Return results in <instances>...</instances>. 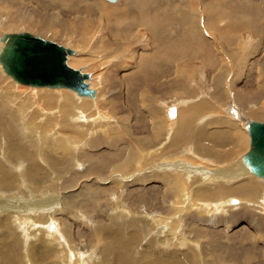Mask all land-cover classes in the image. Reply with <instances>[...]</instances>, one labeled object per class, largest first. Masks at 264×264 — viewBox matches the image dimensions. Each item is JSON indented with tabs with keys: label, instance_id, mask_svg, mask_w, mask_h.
<instances>
[{
	"label": "rangeland",
	"instance_id": "374dc122",
	"mask_svg": "<svg viewBox=\"0 0 264 264\" xmlns=\"http://www.w3.org/2000/svg\"><path fill=\"white\" fill-rule=\"evenodd\" d=\"M224 1L226 0H221V2ZM202 2L203 1L201 0H199V2L197 0H189V12L191 14V17L194 18V21L201 25V33L211 41L209 42L214 51L210 47L211 50L209 49L208 52L209 57H206L208 53H204L205 58L200 57V53H198V56L192 57L191 59L190 56L185 55L183 57H175V55H170L168 57L164 56L163 52L151 54L153 47V38L150 31L146 30L145 26L143 25L135 28L132 31L133 33L129 34V36L125 35V41H119V39L121 38L108 33V29L104 30L105 27L103 26V23H100L98 27L95 25L96 29L94 27L92 28V21H104L102 20V18L98 19V16H96L97 13L87 7V5H89V1H77L76 4L72 2V0H0V33L28 31L47 39L52 38L51 40H55L58 43H62L75 50H79V54L82 56L84 61L81 62L79 66H76V68L81 67L85 72L87 71L90 73V75L93 77V87L98 88L101 94L99 95V100L97 102L93 101L92 99L89 100V98H79V96H77L73 91H67L68 89L61 91H58L60 89H51L50 91H54V93H51L52 95H43L41 92L49 90H38L36 88H33V86L23 87V85L17 84L13 79L7 77V75L0 69V93L1 88H8L7 90H10L12 94H9L13 96V101H5L8 102V105L12 107L11 108L9 106L11 109H14V115H11V117L10 114L7 115V113L5 112L1 113V115L3 116L0 115V121H2L0 122V125L2 124V126H0V155H2V159H4L3 164L1 163L2 159L0 156V167L3 166L4 171L10 175H15L18 170L20 172V179L15 178L14 180H12V184L9 189L6 186L0 185V200L3 199L6 203L8 202L7 204L13 206V208L7 209L5 204L3 203L4 206L0 211L3 215L0 214V218L2 216L5 217L4 215H6L9 211L11 215H15L16 213L19 214L18 220L15 219L16 221H14L13 223H10L7 220L4 222V225L1 226L0 224V233L4 231L8 239L7 240L4 238V240L10 242V244L12 245L15 244L13 245V247L11 245V247L12 250L18 249L17 251L13 250L14 252H16V254L18 253L17 255H19V253L24 251L25 249V253L26 251H29L28 249H30V251L32 249L30 254L32 255V252H34L33 256H35H32V263L30 264H33V262H35V264H50L49 262L52 259V256H50V254H48V256L44 254L42 255L38 250L45 241H42L43 243L40 242V245H38L39 238L38 236H33V233L35 232L37 235H41V233L44 234L48 231H52L57 234L56 239L58 238L59 243H61V249L64 251V257L65 252H67L66 259L67 257L69 259L68 249L71 248L76 250L81 249L80 255L83 254L86 256L88 255V257L90 258H98V249L104 250V247H102V244H104V240H102L104 232L108 227V229H110L116 224H120L121 221L120 218H113L109 215L111 209L120 208L116 207V204L113 203L115 202V198L113 197H119L121 203H128L130 206H132V208L137 209V213H141L143 211L141 214L145 215V209H147V206L149 205L153 206L152 212L155 211L154 209H158L161 213H164L162 214V217L165 216L164 220L166 221L172 218L175 221L174 223H177V221L179 222L181 220V218L176 219V217H173V209L170 210V200L173 196L166 193L167 179L163 176L165 174L164 170L156 172L159 176L152 175L149 178H146L144 177V175L148 172L151 173V171L153 173V170H157V168L161 169L165 166L164 164H167L166 162L174 160L173 156H175L176 153H178V155L181 154L180 151L184 148L185 144H181L179 147L175 146V151L172 150L163 152L160 158L158 155V160H156L154 163L152 160L150 161V163H152L153 165H145L144 169L135 167L137 164L136 159L138 156H140L139 151L142 150L141 148H147L146 146H148L149 148L154 145L153 144L150 146L149 144L151 138L153 140L154 135L159 131L156 129L161 128L154 127L155 125H157V123L163 124V127L160 129L162 139H164V137L166 136L163 130L164 128H166L164 127V125L167 123V121H169V119H172V117L170 118L166 114L167 104L169 106L176 105L179 101H181L182 98L187 97H207V99L209 100V104L211 105V116L215 117L216 115H221L225 119H220L219 121L214 122L213 126H217L222 129H230L232 126V121H234V119L237 120L236 125H238L239 127L237 128L235 125H233L236 130L234 133L235 141L237 140V137H240V139L244 140L245 142L244 145L241 146L242 149L241 147L235 146L236 151L231 157V160H234L233 164H235V162L238 161L239 157L248 150L249 137L247 131L244 129V124L249 120L261 121L262 110L264 108V0H242V2L247 5V7L251 8L250 13L252 12V15H250L246 23H240L239 19L241 18V15L234 18L233 23L236 24V21H238L239 26L234 29V33L233 30L230 33V37L232 38H227L226 33L223 34L222 24L224 19L220 17L214 18L212 15L207 17V15L204 13ZM144 4L145 3L142 4L143 15H145L147 18L149 16V18L152 19L149 8L147 7V5L144 6ZM175 4H178L176 3V0ZM78 5L81 7H79ZM99 6L100 2H98V5L95 9L97 10ZM163 11L164 8H161L159 13H156V17H154V20L161 24H159L157 27H160V29L162 30L169 29L171 31H174V27L172 25H174L175 22H171L170 17H166V14L163 13ZM10 15L17 20L14 23L12 22L6 25H2L1 23L5 22L6 18L8 16L10 17ZM47 16H49L50 18L52 17L51 19L54 20L64 19V26L66 28L62 26V28L64 29L62 30L60 25L55 24L52 26L53 29L50 28L46 31V33H39L37 29L28 25L29 21H33L34 23H37L38 25L44 27L43 23L41 22V18H46ZM76 17L83 18L79 23L83 27L81 25H77V20H79V18ZM114 18L117 21L121 22L123 19L119 18L118 15ZM223 18H229L228 21L231 19L230 17ZM103 19L105 20V18ZM206 19H210V22ZM89 24L90 26H88ZM69 28H72V30H80L81 36H78L73 32L69 33V30H67ZM57 30H59L60 32H58ZM53 31H55L56 33H53ZM146 35L147 37H145ZM79 37L81 39H79ZM100 37L104 39L101 38L102 40L100 39V41H98V44L94 46V44ZM227 42L228 44H230L228 45ZM243 43L244 45H242ZM142 51H146L149 54L145 53V56L143 57L144 53H140ZM214 53H222L221 55L223 56L216 58L214 56ZM238 55L240 56L241 62L235 64L233 61H235V57H239ZM196 57L199 59H197ZM232 57L234 58L233 61H231ZM62 95H66V97L67 95L69 96L68 99L69 102H71L69 112L60 113L62 108L59 105L58 101L61 100ZM101 96L106 102L101 99ZM2 98L3 97L0 96V99ZM6 98L8 97L4 96V99ZM2 101L3 100H0V102ZM102 101L104 102V104H102ZM250 109L259 111L258 115L256 112V114L250 113ZM101 112H105V115ZM89 114H91L92 116H90ZM200 116L201 115H199L198 117ZM60 117L62 118L60 119ZM22 119L24 120L25 125H28V127L30 126L29 128L27 127V132H25L24 134L18 133H22V130L19 126ZM229 123L230 126H226L229 125ZM28 130L29 132L31 131L32 136L30 135ZM7 131L8 133H6ZM9 132L13 135L10 136ZM41 133L42 135H46V141L43 140L41 150L42 152H44L46 149L48 163L44 164L43 162H39L38 168L41 167L42 172L46 173L48 177L50 174H52L51 172L55 170L63 171L68 169V171L63 172L59 175L54 174L55 177L48 182L49 186L47 184L48 188L46 186H42V188L37 187L36 189H34L35 192L37 191L38 193L36 195L38 198H33L30 195H25L27 193H23L27 192L28 189H33V186L22 174V168L26 167L23 166V164H26L28 166V164L31 162V159L28 157V155L35 152L36 149L40 146L34 143L36 142V138L38 139V137H41ZM28 134L30 136H28ZM14 137H16V139ZM21 137L23 140L21 139ZM26 138H29L30 142L26 141ZM31 139L33 141H31ZM63 140L73 141V143L69 144L70 142H64L63 144ZM13 142L21 146L23 145V151L21 152L18 149L13 148L8 149L7 146L12 145ZM32 144L36 149L33 148ZM75 144H77V146H75ZM165 144L166 143L164 142V140H161V143L153 146L154 148L152 151L159 152L158 147H165ZM69 145L74 147H71ZM52 146L57 148H53ZM195 146L197 148L196 152L199 151L197 153L198 155L195 154L196 157L194 156L195 159H193L192 161L190 159L191 156L186 155V159H184V161L192 162V164L195 161L194 166L196 168H200L204 161H207L203 159V157H205L206 155L204 150L206 148L205 146L207 145L204 142H199ZM28 147L30 150H28ZM25 150L30 152H27ZM75 150L79 152L80 161H77L78 163L74 164L73 162L69 161L65 164V167H61L60 165H56L54 163V161H59L65 158V152H73ZM56 151L57 153H55ZM171 152L175 153L172 154ZM52 153L56 154L54 158H52L51 156ZM235 153L237 154L235 155ZM169 157L171 159L166 160V158ZM213 157L214 156L211 155L209 159L212 160ZM200 158L203 160H201ZM5 161L8 165L11 166L9 167L8 165H6ZM200 161H202V164L200 163ZM109 168L112 169L110 170ZM127 168H131V170H128ZM136 170H143V174L140 173V177H142L141 180L137 179L139 178V175H137L136 179H131V177H129L130 179H127L128 182L117 186V180L115 179H120L122 177L125 178L124 176L128 173H133L134 175L138 174ZM246 174H248L253 181L259 180L252 174ZM89 175L90 180L82 181L81 184H85L84 186L79 185L81 180H83L82 177H87ZM180 176L184 177L185 175L181 172ZM35 177L39 178L42 177V175L38 172L35 174ZM55 184H59V191L72 189L73 195H75V197L71 195V199L67 200L68 197H66V199H62L61 202L60 195L56 194L59 191L52 188L55 186ZM113 184L115 185V187ZM146 184L149 186V190H146L145 194H142L144 192L141 190V188H144ZM12 188L17 189V191H11L10 189ZM20 189L23 192H21ZM133 189L134 191L132 193ZM9 193L11 196L9 195ZM16 193H19V195H17ZM226 193L228 196L229 194H237L238 192L232 193L230 191H227ZM259 193L260 192H258V194ZM155 196H157L158 201L162 200L163 202L158 203L159 205H156L155 201H153ZM170 196L171 198H168ZM142 197L146 198V201H143ZM164 197L167 199H165ZM231 197H239V195H233ZM57 203H59L60 205ZM70 204L78 205L77 210L72 213L67 212L66 206H69ZM25 212L28 213V215ZM152 212L151 214H153ZM44 213H47L48 216ZM228 213L230 214L225 213V216L221 213L219 214L220 216L217 215L215 216V218L211 216V212H203L202 216H198L197 214H188L183 218V221H186L185 223L187 227L189 225L190 228L188 227L187 229H191L193 231H195V229L199 231L205 229L204 231L206 232L204 233L213 232V235L211 234L213 238L210 240L211 245L209 247L210 249H212V253L208 257L215 258L216 255H219L221 257L226 256L227 258L225 261L215 260L212 264H264V237L262 236L264 235V215L256 212L255 206L246 207L244 204L242 205V207H240V209H233ZM38 216L42 217L39 218ZM53 216H55L56 221H60H58L59 226H56L57 228L55 229H48V225H50V223H52V221L54 220ZM59 217H63L64 219L68 217V219H66L65 222L64 220H62V218L59 219ZM149 218L150 217L146 216L147 221H149ZM214 219L215 221H213ZM70 222L71 225H77L78 227H71ZM60 224L62 225L60 226ZM3 227H5L6 229ZM178 227L179 229H177ZM43 228L48 230L45 231ZM102 228L104 231L102 230ZM157 229H154V231H156L157 233H149L148 235H146V238L150 240V238L153 236L157 237L161 235L160 237H163V229L160 230L161 233L159 231V227ZM184 229L181 228L179 224H177V226H175L173 229V231H175L173 234V240L175 241V245L173 246H175V248H179L180 237H178V235L181 236V230ZM241 229L245 230L243 231ZM6 230H10L16 233L10 231L8 232ZM27 230H30L32 234L27 232ZM246 230H248L249 232L255 231L254 233L251 232L253 234L254 240L252 238H240V236H242ZM55 231L58 232L56 233ZM199 231H195V233L191 232L192 236H198ZM6 232L7 234L12 233V238H9L11 236L7 235ZM24 232H26V234H23ZM74 232L76 233V235ZM176 232H178V234H176ZM67 233H69L70 239L68 238ZM20 234H22V238L18 239L17 236ZM98 235H101L102 238ZM229 235L233 236L231 237L232 239H228ZM32 237L34 240L32 239ZM138 238L141 239L137 241L138 245L136 246V250L141 251L144 248L141 246L147 243L146 239L143 240L140 235ZM91 239L92 242L90 241ZM97 240L98 243L100 242L99 245L97 243ZM33 241L36 246H32ZM18 242L20 243V245H16L19 244ZM23 243L26 244L23 245ZM58 250L59 256L61 258V250ZM35 251L40 254V258L41 255L44 258L47 257L45 259L47 261H45L43 258L38 259L39 254L37 255ZM151 252L152 250H150L148 253L150 254ZM16 254L14 253V255L12 254V256H15V261L17 260V264H29V262L24 259H20L19 262V257H17ZM42 259L45 262H42ZM68 259L67 261H69ZM64 260L65 258L62 259V264H64ZM66 264H74V261L70 260Z\"/></svg>",
	"mask_w": 264,
	"mask_h": 264
},
{
	"label": "bare ground",
	"instance_id": "6f19581e",
	"mask_svg": "<svg viewBox=\"0 0 264 264\" xmlns=\"http://www.w3.org/2000/svg\"><path fill=\"white\" fill-rule=\"evenodd\" d=\"M77 1L78 2L89 1V5H87V7L89 9H91V10H94V12L97 13L96 16H98L97 17L98 19L102 18V20L104 21V22H101V21L93 22L92 21V23H91L92 28L93 27L95 28L96 26L98 27V25L100 23H103V24H105L104 30L108 29L109 30L108 33H110L112 35H116V36H118V38L125 39V35L129 36V34H132L133 33L132 31L135 28H137L138 26H142V25L145 26L146 30L150 31L151 36L153 38L152 51L150 50L151 54L152 53L163 52L164 56H168V57L170 55L174 56V55H176V54L178 55L180 53H182V55H184V53L192 54L191 53V49H192L193 45L196 44V42L199 39H201L206 44L208 43V40H209V39L207 40V38H204L202 36L201 31L199 30L200 28L199 29H197V28L194 29L193 24H196V23L194 21V18L191 17V14L189 12V9H190L189 8L190 7L189 0H179V1L176 0V3H178L177 5L175 4V0H166V1H161V0H72V2H74L76 4H77ZM98 2H100V6L96 10L95 8L97 7ZM41 3H42V1H41ZM143 3H145L144 6L147 5V7L149 8L150 15L152 16V19H150L149 16L147 18L145 15H143V12H142V10H143L142 4ZM79 7H81V6H79ZM212 7H213V3H210L209 6L204 8V13L207 15V17H209L210 15H212L214 13ZM223 7L227 8L226 10H224V12L226 13L227 17L231 18L228 21L227 25H225L223 27V34L226 33V37L227 38H232V37H230V33L232 32V30H233V33H234V29H236V27L239 26L238 25L239 24L238 21H236V24L233 23L234 18H236L239 15H241V18L239 19L240 23H244V22L246 23V21H248L247 19H249L250 15H252V12L250 13V9L247 7V5H245L242 2V0H228V1L226 0L225 3L223 2ZM161 8H164L163 13L166 14V17H170V21L173 22V23L175 22L174 25H172L174 27V31H171V30L165 29V28H164L165 30H162V29H160V27H157L160 23L155 21L154 17H156L155 16L156 13H159ZM117 15H118L119 18H123L122 22L121 21H117L114 18ZM51 18L49 16H47L46 18H44V17L41 18V22L43 23L44 27L41 26V25H38L37 23H34L33 21H29L28 25L34 27L35 29H37L39 33L40 32H42V33L45 32L46 33V31L49 30L50 28L53 29L52 26L55 25V24L60 25L61 29L64 30L62 28V26H64V23H65L64 19H62V20L61 19L54 20V19H51ZM76 18H79V20H77V23H78L77 25H81L79 23H80L81 19H83V18L82 17L81 18L80 17H76ZM103 18H105V20ZM4 19H3V21H4ZM16 20L17 19H15L13 16L10 15V17L8 16L6 18V20H5V22H3L1 24L2 25H6L8 23H12V22L14 23ZM206 20H208V19H206ZM37 26H38V28H37ZM88 26H90V24ZM198 26H199V24H198ZM232 27H233V29H232ZM29 29H30V27H29ZM67 30H69L68 31L69 33L73 32V33L77 34L78 36H81V31L80 30H79L80 32L78 30H74V29L72 30V28L71 29L69 28ZM57 31L60 32L59 30H57ZM93 31H91V32H93ZM26 32H28V31H26ZM4 33H8V32H4ZM4 33H0V36L2 34H4ZM29 33H31V32H29ZM53 33H56V32L53 31ZM31 34H33V33H31ZM235 34H237V33H235ZM33 35H35V34H33ZM238 35H240V34H238ZM35 36H39V35H35ZM40 37H42V36H40ZM102 37H100L97 40V42L94 44V46L96 44H98V41H100V39ZM145 37H147V35ZM42 38H44V37H42ZM44 39H47V38H44ZM79 39H81V38L79 37ZM102 39H104V38H102ZM121 39H119V41H121ZM201 40H200V42H202ZM200 42H199V44H200ZM239 42H237V43H239ZM1 44L2 43L0 41V47H1ZM227 44H228V42H227ZM242 45H244V43ZM209 46L211 47L210 43H209ZM194 49H195V47H194ZM73 50H74L75 53L70 54L68 56V64L71 67L76 68V66H79V64L81 62H83L84 60H83L82 56L79 54V50H75V49H73ZM213 51H214V49H213ZM125 53H126V51H125ZM140 53H144V55H143V57H144L145 53H148V52L142 51ZM198 53H200V52H198ZM194 54H196V52ZM214 54L213 55L216 58H219L220 56H223V55H221L222 53H214ZM188 55L189 54H187V56ZM200 57H202V55ZM233 57H234V55H233ZM233 57L231 58L232 59L231 61L234 60ZM186 58H188V57H186ZM235 58H236L235 61H233L235 64H238V63L241 62L240 61L241 60L240 56L238 58L237 57H235ZM191 59H192V57H191ZM197 59H199V58H197ZM188 62H190V61H188ZM78 68H80L83 73H88L89 76H88V78L85 81L88 83V87L90 89L94 90V95L93 96H88V95L81 96V95H78L75 91H73V90H71L69 88H64V87L50 88V87H35V86H33V88H36L38 90H40V89H48L49 91L46 90L45 92H41L43 95H52L51 93H54V91H50L51 89L52 90L60 89L58 91L68 89L67 91H69V90L73 91L74 93H76L77 96H79V98H82V97H83L82 99H88L89 98V100L92 99L93 101L97 102L99 100V95H101V94H100V91L98 90V88L93 87L94 86V84L92 82L93 77L90 75L89 72H87V71L85 72L83 68H81V67H78ZM0 69L3 71L2 67H1V64H0ZM6 75H7V77H10L12 79L11 76H9L8 74H6ZM17 84H19V83H17ZM20 85H23V84H20ZM0 86H1V84H0ZM24 86H29V85H23V87ZM23 87H20V88H23ZM30 87H32V86H30ZM7 89L6 88H1L0 96H2L3 98L0 99V100H3V101L0 102V115H1V113L5 112V113H7V115L10 114V117H11V115H14L13 114V110L14 109H11L12 107L10 105H8V102H6L5 100L13 101V99H12L13 96H11L9 94L11 92H10V90H7ZM41 91H43V90H41ZM4 96H7L8 98L4 99ZM68 97H69L68 95H67V97H66V95H64V96L62 95L61 100L58 101L59 105L62 108L61 111H60V108H59L60 113L61 112H69V108L71 106V102H69ZM196 97L197 96L192 97V98H182L181 101H179L177 103L178 106H176V108H175L174 105H170V106L168 104L166 105L167 106V108H166L167 116H169L170 118L172 117V119L175 118L176 115H177V117L174 120L169 119V121H167V123L164 125V127H166V128L163 129L164 133L166 134L164 139H162L161 131H160V129L163 127L162 123L161 124L157 123V125L154 126V127H161V128L156 129V130H159V131L154 135L153 140H152V138H151V140L149 139L150 140V144H149L150 146L153 145V144L156 146V144L161 143V140H164V142L166 143L165 147H158L159 152L156 151V150H155L156 152L152 151L153 148H154L153 147L154 145L152 147H149V148H148V146H146L147 148H144V149L141 148L142 150L139 151L140 156H138L137 159H136L137 160V164H136V166L133 165V166H135L137 168L144 169L145 165H148V166L149 165H153L152 163H150V161L152 160L153 163H154L156 160H158V155H159V158H160V156H161V154L163 152H168V151H172V150L175 151V149H174L175 146L179 147L181 144H185L184 148L180 151L181 154L178 155V153H176L175 156H173L174 160H170L169 162H166L167 164H164L165 166L163 168H161V169L157 168V170H153V173H152L151 170H149V171H151V173L148 172L147 174L144 175V177L149 178L152 175H158L156 172L164 170L165 174L163 176L167 179L166 193L173 196L172 198H171V196L168 197V198H171V200H170V210L173 209V212H174V216L173 217H176V219L177 218H181V220L179 222L177 221V223H174L175 221L172 218L169 219L170 221L169 220L166 221V220H164L165 216L162 217L163 216L162 214H164V213H161L160 210H158V209H154L155 211L152 212L153 206H149V205L147 206V209L144 208L145 211H146L145 215L141 214L143 211L141 213H137V209L132 208V206H130L128 203H123V202L121 203V200H120L119 197H113V198H115L114 199L115 202H113V203L116 204V207H120V208L111 209V211L109 212V215L112 216L113 218H120L121 221H120V224H118V225L116 224L115 226H113L110 229H108L109 228L108 227L107 228L108 230L106 229V231L104 232L103 238H102L101 235H98V236H101L102 240H104V244H102V247H104V250H100V249L96 248V249H98V258H90V257H88V255L87 256L83 255V254L80 255V253H81L80 250L81 249L80 250H76V249H72L71 248V249H68L69 250L68 251L69 259H68V257H67V259L69 261L73 260L74 264H212L215 260L225 261L226 258H227L226 256L221 257L219 255L218 256L216 255L215 258H209L208 257L212 253V249H210L209 247L211 245L210 240L213 238V236H212L213 232L210 233V232L207 231L208 233H204V232H206V231H204L205 229L204 230L200 229L201 231L195 229L196 232L199 231V235L196 236V237L192 236L191 232L195 233V231H193L191 229H187L189 227V225L187 227V225L185 223L186 221L185 220L183 221V218L185 216H187L188 214H197L198 216H202L203 212H205V213L206 212H211L212 213L211 216L214 217V218H215V216H217V215H219L221 213L225 216L226 214H230L228 212L233 210V209H240V207H242L243 204L246 207L247 206H251V207L255 206L256 212H259V213H261V215L262 214L264 215V177H258L254 173H252V171L250 170L249 166H247L245 164V162H244V154L245 153L242 154L239 157L237 162H235L236 165L233 164L234 160L233 161L231 160V157L233 156V153L236 151L235 150L236 149L235 146L236 147H241V146L244 145V142H245L244 140L240 139V137H237V140L235 141L234 133H235L236 130H235V127L233 125H235L237 128L239 127L238 125H236V121L237 120L232 121V126H231L230 129H220V128H215V127H210V129H209V127H206V125L203 126L202 123H199V122L195 121L196 118H197L196 114L198 113V116L201 115L202 113L205 112V110L207 108H211V106H210V104H208L209 102H205V100H201L200 102H195L194 99ZM67 99H68V101H67ZM101 99L103 101H105L104 98H102V96H101ZM178 99H180V98H178ZM176 100H177V98H176ZM103 101H102V104H104ZM10 104H12V103H10ZM102 104H100V105H102ZM176 109H177V111H176ZM245 110H247V109H245ZM255 112L258 115L259 111H256L254 109H252V110L250 109V113L256 114ZM101 113H103L105 115V112H101ZM220 114H222V113H220ZM72 115H73V113H72ZM89 115L92 116L91 114H89ZM1 116H3V115H1ZM61 118L62 117H60V119ZM261 118L263 119V110H262V117ZM262 119H261V121H262ZM69 121H70V119H69ZM250 121H254V120H249V121H247L244 124V129L246 131H247L246 124L248 122H250ZM0 122H2V121H0ZM17 122H15V123H17ZM64 123H65V121H64ZM218 123H220V122H218ZM105 125H106V123H105ZM0 126H2V124ZM19 126H20V128L22 130V133L21 132H18V133L24 134L25 132H27L28 125H25V122H24L23 119L21 120ZM95 126H96V123H95ZM226 126H230V123H229V125H226ZM54 131H58V130H54ZM63 131H66V130H63ZM28 132H29V130H28ZM6 133H8V131ZM29 133L31 135V131ZM247 134H248V131H247ZM12 135L13 134L10 133V136H12ZM30 135L28 134V136H30ZM16 136H18V135H16ZM40 136H41L40 138L39 137H38V139L36 138V140H35L36 142L35 143L33 142L34 144L40 145V146L36 149L33 146V144H32L33 148H35L36 151L31 153V154L28 153L29 154L28 157L31 159V162L28 164V166L26 164H23V166H26V167L22 168V170H23L22 174L26 177L27 181H29L30 184L33 186V189H28L27 192H23V191H21V189H20V191L23 192L24 194L27 193L25 195H30L33 198H36L37 197L36 195L38 194L37 191L35 192L34 189H36L37 187L42 188V186H46L47 187L48 182L55 177L54 174L59 175V174H62L63 172H67L68 171V169L63 170V171L55 170V171L51 172L52 174H50L49 177H48L46 175V173L42 172V168L41 167L38 168L39 162H43L44 164L48 163L47 155H46V149H45L44 152H42V150H41L42 149V144H43L42 142H43V140L46 139V135H42V133H41ZM248 137H249V134H248ZM14 138L16 139V137H14ZM17 139H18V137H17ZM21 139H22V137H21ZM47 139H49V138H47ZM63 139H64V137H63ZM26 141H29V138ZM31 141H33V140L31 139ZM45 141H44V143H45ZM62 142H63V144H64V142H66V143L70 142L69 144L73 143V141H69V140H63ZM199 142L200 143L204 142L207 145V146H205L206 148L204 150L206 155L204 154L205 157H203V159L207 160V161H204L203 164L201 163L202 161H200L202 166L200 168H196L194 166V164H195L194 162L195 161L192 164V162H185L184 159H186L185 158L186 155H190L191 156V158H190L191 161L193 159H195L194 158L195 154L198 155L197 153L199 152V151L196 152L197 148H196L195 145H197V143H199ZM249 142H250V138H249ZM17 143H18V141H17ZM162 143H163V141H162ZM22 146L19 145V144H15V142H13L12 145H8L7 148L8 149L9 148L18 149L19 151L22 152L23 151ZM26 146H28V145H26ZM69 146H71V145H69ZM75 146H77V144H75ZM193 146H195V147H193ZM71 147H74V146H71ZM30 148H32V147H30ZM46 148H47V146H46ZM48 148H50V147H48ZM53 148H57V147H53ZM58 148H60V147H58ZM155 149H157V148H155ZM241 149H242V147H241ZM28 150H30L29 147H28ZM43 150H44V147H43ZM68 150H69V148H68ZM238 150H240V149H238ZM25 151H27V150H25ZM27 152H30V151H27ZM48 153H50V152H48ZM55 153H57V151ZM174 153H172V154H174ZM236 154L237 153H235V155ZM39 155H40V157H39ZM55 155L56 154L52 153V155H51L52 158H54ZM65 155H66L65 158H63V159H61L59 161H54V163L56 165H60L61 167H65V164L67 162H69V161L73 162L74 164L78 163L80 161L79 160V152L77 150H75L73 152L72 151H67V152H65ZM211 155L214 156L212 160L209 159ZM0 156H1V159H2L3 156L2 155H0ZM38 157H39V160H38ZM171 158H172V156H171ZM171 158L170 157L166 158V160H169ZM203 159H201V160H203ZM82 160H84V159H82ZM3 161H4V159H2L1 163H3ZM7 162H9V161H7ZM5 163H6V161H5ZM115 164H117V163H115ZM6 165H8V164L6 163ZM8 166L10 167L11 165H8ZM119 166H121V165H119ZM52 167H53V165H52ZM88 167H89V165H88ZM127 169L131 170V168H127ZM8 170H9V168H8ZM136 171H137L138 174L134 175L133 173H128V174H126L124 176L125 178L122 177L120 179H115V180H117L116 181L117 186L118 185H122L125 182H128L127 179H130L129 177H131V179H136L137 175H139V178H137V179L141 180L142 177H140L141 176L140 173H142L143 170H136ZM136 171H135V173H136ZM38 172L42 175V177H39V178L35 177V174L38 173ZM115 172H116V170H115ZM181 172L185 175L184 177L180 176ZM246 173L254 175L259 180L258 181H255V180L253 181L249 177V175L246 174ZM108 174H110V173H108ZM15 178H19L20 179L19 170L17 171V173L15 175H10V174H8L7 172L4 171L3 166L0 167V185L6 186L9 189V187L12 184V180H14ZM82 178H83V180H81L79 185L84 186L85 184H81L82 181H89L90 180V175L87 176V177H82ZM188 180H190V181H188ZM30 184H29V186H30ZM58 185L59 184H57V185L55 184V186L52 187V188L54 190L59 191L60 188H58ZM32 186H31V188H32ZM48 186H49V184H48ZM114 187H115V185H114ZM10 190L13 191V192L17 191V189H13V188L10 189ZM99 190H101V189H99ZM120 190H121V188H120ZM141 190L144 192L142 194H145V191L149 190V186L146 184L144 188H141ZM40 191H42V190H40ZM133 191H134V189L132 190V193H133ZM227 191H230L232 193H234V192H238V193L237 194H229L227 196V193H226ZM258 192H260V193L258 194ZM49 193H51V192H49ZM139 193H140V191H139ZM56 194L60 195V201L62 199H66V197H68L67 200H69V199H71V195H73V190L72 189L61 190V191H59ZM9 195H10V193H9ZM17 195H19V193ZM233 195H237V196L239 195V197H231ZM73 196L75 197V195H73ZM26 198H27V196H26ZM142 199H143V201H146L145 200L146 198L142 197ZM165 199H167V198H165ZM153 201H155L156 205H159L158 203H162L163 202L162 200L158 201L157 196L154 197ZM256 202H258V203H256ZM3 203L5 204L7 209L13 208V206H11L10 204H7L8 202L6 203L3 199H1L0 200V211H1L2 207L4 206ZM10 203H12V202H10ZM35 203H36V201H35ZM57 204H59V203H57ZM78 205H79V201H78ZM78 205L70 204L69 206H66L67 212L72 213V212L76 211ZM243 208H244V206H243ZM7 211H9V210H7ZM151 212L153 214H151ZM8 213L6 215H4L5 217L2 216L3 217V218L1 217L2 219L0 218L1 226L4 225V222L7 221V220L10 223H13L14 221L18 220V218H19L18 215L19 214L16 213L15 215H11L10 211ZM38 213H40V212H38ZM50 213H52V212H50ZM0 214L3 215L2 212H0ZM26 214L28 215V213H26ZM82 214H84V213H82ZM22 215H23V213H22ZM45 215H47V213ZM51 215H50V217H51ZM62 216H63V214H62ZM146 216L150 217L149 221L146 220ZM38 217H37V219H38ZM41 217H39V218H41ZM53 217H54V220L52 221V223H50V225H48V229H55V228H57L56 226H59L58 225L59 224L58 223L59 220L56 221L55 220V216H53ZM64 217H65V215H64ZM83 217H84V215H83ZM61 218L64 221L66 219H68V217L66 219H64L63 217H61ZM61 218L59 217V219H61ZM57 219H58V217H57ZM29 220H31V219H29ZM109 220H110V218H109ZM112 220H114V219H112ZM36 221H38V220H36ZM213 221H215V219ZM19 222H20V220H19ZM34 222H35V220H34ZM16 224H18V223H16ZM21 224H23V223H21ZM177 224H179V226L181 228H183V229L186 228L187 230H189V231H187L186 229L181 230V232H182L181 236L178 235V237H180L179 248H175V246H173V245H175V241L173 240V237H174L173 234H174L175 231H173V229H174L175 226H177ZM28 225H30V224H28ZM61 225L62 224H60V226ZM107 225H105V226H107ZM70 226L71 227H75V228L78 227L77 225H71V222H70ZM158 227H159V231L161 229H163L164 236L160 237L161 235L159 234L160 236H157V237L153 236V237L150 238V240H148L146 238V235H148L149 233H155L156 231H154V229L156 230ZM3 228H5V227H3ZM9 228H12V227H9ZM28 228H30V227H28ZM39 228H37V229H39ZM84 229H85V227H84ZM177 229H179V227ZM44 230L47 231L46 229H44ZM102 230H103V228H102ZM241 230L244 231L245 229H241ZM6 231H8V230H6ZM68 231H70V230H68ZM3 232L0 233V263L1 264H17V262H16L17 260L15 261V256L14 257L12 256V254L13 255H14V253L16 254V252H14L16 249L15 250L13 249L14 251L12 250V247L15 244L12 245V244H10V242L4 240V238L7 239V237L5 235V232L4 233ZM10 232H13V231H10ZM27 232L31 233L30 230H27ZM251 232L246 230L244 232V234L242 236H240V238H243V239H247V238L251 239L252 238L254 240V237H253L252 233H254L255 231L252 232V233ZM13 233H16V232H13ZM138 233H140V234H138ZM160 233H161V231H160ZM190 233H191V235H190ZM6 234H7V232H6ZM11 234L8 233L7 235L11 236ZM23 234H26V232H24ZM67 234H68V238L70 239L69 233H67ZM176 234H178V232H176ZM56 235L57 234H55L52 231H48V232H46L44 234L41 233V235H37L35 232L33 233V236H38V238H39V241H38L39 244L38 245H40V242L43 243L42 241H45L38 250L41 252L40 254H42V255L44 254V255L48 256V254H50V256H52V259L49 262L50 264H62V259L63 258H65L64 264H66L67 262H69L66 259L67 252H65V257H64L63 256L64 255V251L61 249L62 248L61 247V243H59L58 238L56 239V237H57ZM75 235H76V233H75ZM139 235L142 237L143 240L146 239V243H147V244L141 246V247H144L141 251L136 250L137 249L136 246L138 245L137 241L141 239V238H138ZM262 236L264 237V235H262ZM85 237H86V235H85ZM231 237H233V236L229 235L228 239L231 238ZM9 238H12V236L9 237ZM17 238L18 239L22 238V234L18 235ZM32 239H33V237H32ZM35 240H37V239H35ZM71 240H72V238H71ZM203 240H204L205 243L203 242ZM90 241L92 242V239ZM87 242H89V241H87ZM97 243H98V240H97ZM99 243H98V245H99ZM25 244L26 243H23V245H25ZM11 245H12V247H11ZM16 245H20V243L16 244ZM22 246H21V248H22ZM28 246H29V244H28ZM32 246H36L34 244V241L32 243ZM54 246H56V247H54ZM83 246H84V244H83ZM23 248H25V247H23ZM58 249L61 250V253H62V257L61 258L59 256V250ZM84 249H85V247H84ZM25 250L22 251V249H21L22 252L19 251L20 252L19 255H17L18 253L16 254L17 257H19L18 261L20 262V259H24V260L28 261L29 264H30V263H32L31 258L33 256L34 252H32V255H31L30 252L32 251V249H31V251H30V249H28L29 251H26V253H25ZM150 250H152V252L149 254L148 252ZM36 254L38 255L39 253L36 252ZM40 254L38 256V259L43 258L45 260L47 258L46 256H45L46 258H44L42 255H41V258H40ZM43 259H42V262L47 261V260L44 261ZM48 260H49V258H48ZM33 264H35V262H33Z\"/></svg>",
	"mask_w": 264,
	"mask_h": 264
},
{
	"label": "water",
	"instance_id": "95a60500",
	"mask_svg": "<svg viewBox=\"0 0 264 264\" xmlns=\"http://www.w3.org/2000/svg\"><path fill=\"white\" fill-rule=\"evenodd\" d=\"M0 41L1 67L17 83L35 87H64L81 96L94 95V90L85 81L88 73L68 64V56L75 53L72 48L26 31L4 33ZM246 129L250 142L244 162L252 173L264 177V109L262 121H250Z\"/></svg>",
	"mask_w": 264,
	"mask_h": 264
},
{
	"label": "crops",
	"instance_id": "0c3cea01",
	"mask_svg": "<svg viewBox=\"0 0 264 264\" xmlns=\"http://www.w3.org/2000/svg\"><path fill=\"white\" fill-rule=\"evenodd\" d=\"M198 2H199V0H197ZM201 1H203L202 2V5H203V7L204 8H206V5L207 6H209V4L210 3H213V7H212V9H213V11H214V13L212 14V16L214 17V18H216V17H220V18H222V19H224V21H223V24H222V26L224 27L225 25H227V23H228V18H223V17H227V15H226V13L224 12V10H226L227 8H224L223 7V2H221V0H207V1H205V0H201ZM215 1V2H214ZM226 1H224V3H225ZM220 3V4H219ZM222 4V5H221ZM249 8V7H248ZM250 10H251V8H249ZM216 11V12H215ZM218 13V14H217ZM195 23L196 24H193V27H194V29H199L200 31H201V25H199L198 26V23L195 21ZM104 25V27H105V24H103ZM202 34V33H201ZM202 36L204 37V38H207V37H205L203 34H202ZM200 40L201 39H199L197 42H196V44H194L193 45V47H192V49H191V53L192 54H190V53H184V55L185 56H187V54H189L188 56H190V57H195V56H198L199 54H198V52H200V56L202 55V57L205 55L204 53H208L209 52V49H210V46H209V40H208V38H207V40H208V45L206 44V43H204L202 40V42H200ZM121 41H125V39H122ZM199 42H200V44H199ZM199 44V45H198ZM194 47H195V49H194ZM193 50V51H192ZM211 50V49H210ZM196 52V54H194L195 52ZM198 54V55H197ZM177 55V54H176ZM175 55V56H176ZM184 55H182V53H180V54H178L177 56L178 57H183ZM176 56V57H177ZM206 57H209V53L206 55ZM187 98H189V97H187ZM192 98V97H191ZM201 100H205V102H209V100L207 99V97H196L195 99H194V101L195 102H200ZM209 104V103H208ZM175 106V108H176V106H178L177 104L176 105H174ZM211 106V105H210ZM210 110H211V108H207L206 110H205V112L204 113H202L201 114V116L200 117H198V113L196 114V116H197V118H196V122H199V123H202V125L203 126H205L206 125V127H209V129H210V127H215V128H220V127H217V126H213V123L214 122H217V121H219L220 119H222V120H225L224 119V117L223 116H221V115H216L215 117H212L211 116V114H210ZM228 110H230V109H228ZM176 111H177V109H176ZM178 113V112H177ZM231 113V112H230ZM176 117H177V115H176ZM175 117V118H176ZM175 118H173L172 120H174ZM211 118V119H210ZM234 119V118H233ZM236 119H234V121H235ZM212 122V123H211ZM206 123V124H205ZM211 123V124H210ZM220 129H222V128H220Z\"/></svg>",
	"mask_w": 264,
	"mask_h": 264
}]
</instances>
